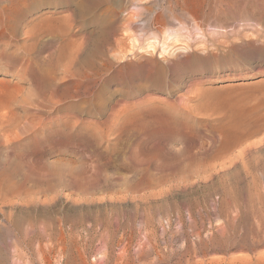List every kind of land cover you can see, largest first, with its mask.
Masks as SVG:
<instances>
[{"label": "rangeland", "instance_id": "374dc122", "mask_svg": "<svg viewBox=\"0 0 264 264\" xmlns=\"http://www.w3.org/2000/svg\"><path fill=\"white\" fill-rule=\"evenodd\" d=\"M0 264H264V0H0Z\"/></svg>", "mask_w": 264, "mask_h": 264}, {"label": "bare ground", "instance_id": "6f19581e", "mask_svg": "<svg viewBox=\"0 0 264 264\" xmlns=\"http://www.w3.org/2000/svg\"><path fill=\"white\" fill-rule=\"evenodd\" d=\"M14 28V27H13ZM12 37V36H11ZM107 63V62H106ZM64 70V69H63ZM65 71V70H64ZM91 78V77H90ZM86 79V78H85ZM85 92V91H84ZM90 136V135H89ZM8 138V137H7ZM176 153V152H175ZM230 159V158H229ZM189 161H191V159L189 160ZM183 162V161H182ZM196 167H198V166H196ZM200 169V168H199ZM190 172H192V171H190ZM167 190V189H166Z\"/></svg>", "mask_w": 264, "mask_h": 264}]
</instances>
